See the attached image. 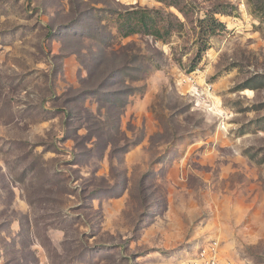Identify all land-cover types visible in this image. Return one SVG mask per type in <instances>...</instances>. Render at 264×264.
I'll return each mask as SVG.
<instances>
[{
    "label": "rangeland",
    "instance_id": "rangeland-1",
    "mask_svg": "<svg viewBox=\"0 0 264 264\" xmlns=\"http://www.w3.org/2000/svg\"><path fill=\"white\" fill-rule=\"evenodd\" d=\"M173 1L0 0V264H264V0Z\"/></svg>",
    "mask_w": 264,
    "mask_h": 264
},
{
    "label": "trees",
    "instance_id": "trees-1",
    "mask_svg": "<svg viewBox=\"0 0 264 264\" xmlns=\"http://www.w3.org/2000/svg\"><path fill=\"white\" fill-rule=\"evenodd\" d=\"M167 5L178 7L179 2L170 0ZM221 9L228 8L227 5L219 6ZM186 8H180V12H184ZM215 12H208L205 18L199 21V37L201 47L199 50L204 52L210 38L221 32L225 26L216 18ZM117 36L127 38L132 35L150 36L156 41L166 42L173 34L183 28L182 22H173L164 16L160 11L153 9L133 8L130 11L118 14L116 18Z\"/></svg>",
    "mask_w": 264,
    "mask_h": 264
},
{
    "label": "built area",
    "instance_id": "built-area-1",
    "mask_svg": "<svg viewBox=\"0 0 264 264\" xmlns=\"http://www.w3.org/2000/svg\"><path fill=\"white\" fill-rule=\"evenodd\" d=\"M212 264H216L215 261H213Z\"/></svg>",
    "mask_w": 264,
    "mask_h": 264
}]
</instances>
